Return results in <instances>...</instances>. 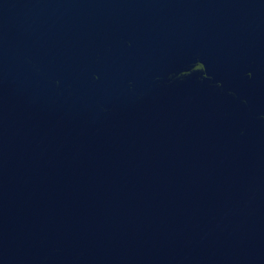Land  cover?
<instances>
[{
	"label": "water",
	"instance_id": "1",
	"mask_svg": "<svg viewBox=\"0 0 264 264\" xmlns=\"http://www.w3.org/2000/svg\"><path fill=\"white\" fill-rule=\"evenodd\" d=\"M0 264H264V0H0Z\"/></svg>",
	"mask_w": 264,
	"mask_h": 264
}]
</instances>
